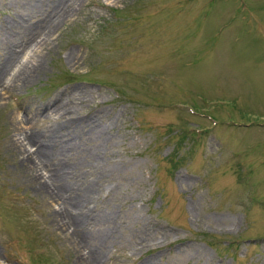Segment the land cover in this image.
Segmentation results:
<instances>
[{
	"label": "rangeland",
	"instance_id": "374dc122",
	"mask_svg": "<svg viewBox=\"0 0 264 264\" xmlns=\"http://www.w3.org/2000/svg\"><path fill=\"white\" fill-rule=\"evenodd\" d=\"M15 45L0 264H264V0H0Z\"/></svg>",
	"mask_w": 264,
	"mask_h": 264
},
{
	"label": "bare ground",
	"instance_id": "6f19581e",
	"mask_svg": "<svg viewBox=\"0 0 264 264\" xmlns=\"http://www.w3.org/2000/svg\"><path fill=\"white\" fill-rule=\"evenodd\" d=\"M74 2L75 1H77V0H73ZM66 4V3H65ZM69 4V3H68ZM80 4H82V2L80 3ZM61 5V4H60ZM74 5V4H73ZM60 8H62V6L60 7ZM72 8V7H71ZM77 8V7H76ZM74 9V8H73ZM59 11H61V10H59ZM69 11V9H66V8H63V10L60 12L61 14L58 16V18H56V19H54L53 21H51L46 27L48 28V29H46L47 30V33L49 32L50 33V31L52 30V28L54 27V25H56L57 23H58V21H61L62 19H59V18H64L63 16H65L66 15V18H67V12ZM72 12V11H71ZM75 12H76V10H75ZM56 15V14H55ZM69 17V16H68ZM52 19V18H51ZM62 22H63V20H62ZM46 23V22H45ZM44 24V23H43ZM20 25V24H19ZM59 25V24H58ZM22 26V25H21ZM41 28V27H40ZM44 31V30H43ZM53 31V30H52ZM52 31H51V33H52ZM44 33V32H43ZM48 33V34H49ZM40 35V34H39ZM45 35H47V34H45ZM52 36V35H51ZM46 37V36H45ZM50 37V36H49ZM42 39H44V37H42V38H40L36 43H35V45H37L38 43H40L41 42V40ZM49 40V39H48ZM22 41H24V40H22ZM46 41V40H45ZM20 42V41H19ZM44 42V41H43ZM24 45V44H23ZM39 45H41V44H39ZM38 45V46H39ZM46 47V46H45ZM37 47L35 46V49H36ZM21 49V48H20ZM19 49V50H20ZM31 49V48H30ZM21 50H23V49H21ZM16 51H17V45H15V47L14 48H12V55L5 61V62H0V89L1 90H3L5 93H8V91H10V89L12 90V87H14L17 83H26L27 81L29 82V79L30 78H32V77H34V74H36L37 72H38V69H39V63L38 62H35V63H30V64H28V63H23L21 60H19V61H21V65L19 64V61H18V64H19V66H18V68H17V70L16 71H12V73L13 74H11V76H10V78H9V80L6 82H4V74H5V72H7V70L9 69V67L11 66V64L13 65V61L15 60V57H16V55H15V53H16ZM30 53V52H29ZM28 55V54H27ZM30 55H32V54H30ZM40 55V54H39ZM35 57V56H34ZM33 58V57H32ZM17 60V59H16ZM26 61V60H25ZM33 61H34V59H33ZM11 70V69H10ZM9 71V70H8ZM39 73V72H38ZM40 74V73H39ZM7 75V74H6ZM36 77V76H35ZM31 81V80H30ZM10 82V83H9ZM22 85V84H21ZM12 86V87H11ZM4 95V93L3 92H1L0 91V98ZM27 118V117H26ZM31 120V119H30ZM22 121V120H21ZM21 128V127H20ZM19 128V129H20ZM15 129L17 130V128L15 127ZM19 129H18V131H17V134L19 135ZM21 130V129H20ZM102 130V129H101ZM26 133V132H25ZM103 133H104V131H103ZM31 134V133H30ZM30 134H29V136H30ZM33 134V133H32ZM39 134V133H38ZM101 134V133H100ZM33 135H35V134H33ZM41 135V134H40ZM37 136V135H36ZM42 136H44V135H42ZM23 137V136H22ZM47 137V136H46ZM52 137V136H51ZM20 137H15V135L14 136H10L9 137V140H8V142H7V145H9V146H11L12 147V151H13V155L15 156V157H19V156H21L22 155V161L24 162V164H27V165H30V166H32L33 167V169H36V167H39V162L36 160V159H38V157H40V156H38V157H34V153L32 154V153H29V148L27 147V145L26 144H28V142L30 141H35V140H37V141H39V146H38V144H37V146L39 147V153L41 152V153H43V152H45V153H50V150L51 151H53L54 152V146H52V144H49L48 143V141L47 140H45V139H42V140H40V139H36V137H32V135H31V137H23L22 139H19ZM50 138V137H49ZM25 139H26V141L27 142H24L25 141ZM101 140V139H100ZM36 141V142H37ZM29 142V144H31ZM35 144V145H36ZM32 148V147H31ZM37 149V148H36ZM35 150V149H34ZM48 151V152H47ZM32 152V151H31ZM37 152V151H36ZM35 152V153H36ZM40 153V154H41ZM44 154V153H43ZM36 155V154H35ZM46 155V154H45ZM55 155V154H54ZM37 156V155H36ZM49 156V155H48ZM43 157V156H42ZM53 157V156H52ZM49 158V157H48ZM42 159V158H41ZM47 159V158H46ZM61 160V159H60ZM48 162V161H47ZM51 162V161H50ZM44 163V162H43ZM23 164V165H24ZM42 164V163H41ZM63 164H65V162L63 163ZM66 164H67V162H66ZM60 165V164H59ZM59 165H57V166H59ZM40 167H42V165L40 166ZM63 167V166H62ZM29 168V167H28ZM60 169V168H59ZM62 169V168H61ZM39 170V169H38ZM38 170H36V171H32V176H35V174H36V176L39 174V173H37V171ZM65 171V170H64ZM40 172V171H39ZM41 175H39V177H40ZM46 182L44 181V183L43 184H45ZM46 185V184H45ZM44 187V186H43ZM67 187V186H66ZM47 189H49V187L47 188ZM77 202V201H76ZM80 207H82V206H80ZM80 212V211H79ZM84 213L83 214H81L80 215V217L82 216V217H84ZM104 239V238H103ZM105 240V239H104ZM103 241V240H102ZM98 249V248H97ZM95 252H96V250H94ZM93 251V252H94ZM98 251V250H97ZM102 251V250H101ZM103 253H100V251H99V253H93V255H89V256H87L85 259H82V262H81V264H103L104 263V260H103V255H102Z\"/></svg>",
	"mask_w": 264,
	"mask_h": 264
},
{
	"label": "trees",
	"instance_id": "16d2710c",
	"mask_svg": "<svg viewBox=\"0 0 264 264\" xmlns=\"http://www.w3.org/2000/svg\"><path fill=\"white\" fill-rule=\"evenodd\" d=\"M73 76V75H72Z\"/></svg>",
	"mask_w": 264,
	"mask_h": 264
}]
</instances>
